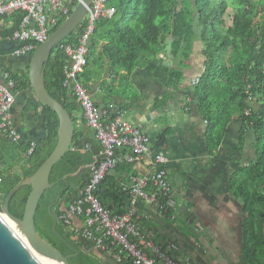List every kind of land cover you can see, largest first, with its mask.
Wrapping results in <instances>:
<instances>
[{
  "label": "trees",
  "instance_id": "obj_1",
  "mask_svg": "<svg viewBox=\"0 0 264 264\" xmlns=\"http://www.w3.org/2000/svg\"><path fill=\"white\" fill-rule=\"evenodd\" d=\"M111 5L117 9V15L99 22L91 43L89 66L81 81L91 93L93 81H102L105 74L132 76L139 70H149L155 80L174 95L182 90L185 74L165 59L169 56L183 66L192 60L196 44H202L206 69L199 78L200 84H194L190 89L198 103L199 116L207 125L205 139L209 153L215 156L219 152L233 124L242 125V160L248 133L254 138L256 159L249 163L241 161L229 186L232 195L244 202L243 253L247 263L255 264L259 252L264 253V0H111ZM78 8L75 7L71 17ZM25 17L23 12H18L2 18L0 38H13L21 30ZM71 17L62 20L52 30L51 37ZM3 23L13 24L12 28H4ZM88 25L87 20L55 51L47 66L48 91L73 116L76 131L72 150L53 169L50 183L54 188L40 201L36 228L44 240L64 256H71V264H109L91 248L76 243L75 234L61 219L79 192L87 187L92 168L100 161L102 152L101 145L94 141L96 134L87 135L86 131H92L87 124L86 130L78 126L76 114L83 108L73 89L66 86L69 58L65 47H79V40ZM36 53L30 55L31 66ZM106 67L109 70H105ZM4 73L10 74L18 83V91L33 87L31 67L29 74L22 76L8 70ZM248 110L252 112L249 116ZM45 116L48 136L37 145L33 155L29 156L32 144L16 145L9 140L11 154L0 157L3 167L0 210L11 192L22 181L35 176L58 146L60 118L47 107ZM170 134V130L162 133L159 148L167 144ZM130 166L133 165H121L115 172L129 171ZM31 193L32 189L26 187L14 196L10 205L14 217L23 219ZM96 196L113 215H122L128 210L129 197L123 192L122 182L111 174ZM77 252L79 256H75Z\"/></svg>",
  "mask_w": 264,
  "mask_h": 264
},
{
  "label": "crops",
  "instance_id": "obj_2",
  "mask_svg": "<svg viewBox=\"0 0 264 264\" xmlns=\"http://www.w3.org/2000/svg\"><path fill=\"white\" fill-rule=\"evenodd\" d=\"M12 25L2 24L8 29ZM19 47L12 38H0V82L7 70L17 76L29 74L30 56H18ZM202 51L199 42L192 60L183 66L169 56L165 59L185 74L182 90L174 95L149 70H139L132 76L105 74L102 81H93L91 94L97 108L113 118L121 117L142 127L151 140L150 153L140 163L130 166L129 171L111 173L123 186L129 184L132 175L138 179L151 175L158 154L163 153L168 160V178L177 210L160 213L142 200L139 208L142 231L160 245L176 243L179 264H249L243 253L244 202L232 195L229 183L241 161L249 163L256 159L254 138L248 133L242 160V125L233 124L219 152L215 156L209 153L205 139L207 125L199 116L198 103L190 89L206 69ZM16 93L12 122L22 138L16 145H41L48 136L45 106L33 87ZM76 119L78 126L86 130L83 111L76 114ZM165 130L171 134L167 144L159 148L158 141ZM86 133L95 136L93 131ZM8 138L0 133V157L11 154L12 143ZM255 264H264V253L259 252Z\"/></svg>",
  "mask_w": 264,
  "mask_h": 264
},
{
  "label": "built area",
  "instance_id": "obj_3",
  "mask_svg": "<svg viewBox=\"0 0 264 264\" xmlns=\"http://www.w3.org/2000/svg\"><path fill=\"white\" fill-rule=\"evenodd\" d=\"M83 1L0 0V20L12 17L18 12L26 15L21 30L12 38L20 46L26 45L17 55L30 56L37 52L39 46L49 41L52 30L62 20L71 17L75 7L80 6ZM116 15L117 9L112 7L111 0H96L87 19L88 28L79 40V47H65L69 58L66 86L73 89L83 108L87 127L95 132L102 152L100 161L92 168L87 187L79 192L61 219L72 233L89 242L91 249L110 264H179L175 256L179 246L174 242L158 244L142 231L139 223L142 200L160 213L170 214L177 210L178 203L168 178V160L163 153L156 156L154 172L151 175L140 179L132 175L129 184L123 186L124 194L129 197L126 213L113 215L96 196L108 175L121 165L140 163L149 155L151 147V140L142 127L134 126L121 117H109L108 112L97 108L92 94L80 79L89 66L91 43L99 22L104 19L111 20ZM200 82L198 79L195 85L198 86ZM17 88L18 83L11 75L3 73V82H0V133L15 144L22 141L12 122ZM251 114L248 110L247 116ZM36 147V144L31 145L29 156L33 155ZM2 170L0 161V174Z\"/></svg>",
  "mask_w": 264,
  "mask_h": 264
},
{
  "label": "water",
  "instance_id": "obj_4",
  "mask_svg": "<svg viewBox=\"0 0 264 264\" xmlns=\"http://www.w3.org/2000/svg\"><path fill=\"white\" fill-rule=\"evenodd\" d=\"M95 1L84 0L62 29L43 44L33 58L32 86L39 101L56 112L60 118L59 142L55 152L42 169L32 178L22 181L7 197L3 209L0 210V264H42L40 258H46L58 264H71V256H64L59 249L44 240L36 228V214L40 201L47 191L54 188L50 183L53 169L72 150L76 131L73 116L50 95L46 85V71L55 51L87 21ZM26 187L31 188L32 193L24 217L19 219L10 213V205L14 196ZM2 212L17 224L21 232L12 229L6 223ZM75 256H79V252Z\"/></svg>",
  "mask_w": 264,
  "mask_h": 264
},
{
  "label": "bare ground",
  "instance_id": "obj_5",
  "mask_svg": "<svg viewBox=\"0 0 264 264\" xmlns=\"http://www.w3.org/2000/svg\"><path fill=\"white\" fill-rule=\"evenodd\" d=\"M3 219L6 221V223H8V225H10L12 229L17 230L16 228H14V226L16 227L15 222H13L8 216L3 215ZM40 261L42 262V264H58L46 258H40Z\"/></svg>",
  "mask_w": 264,
  "mask_h": 264
},
{
  "label": "flooded vegetation",
  "instance_id": "obj_6",
  "mask_svg": "<svg viewBox=\"0 0 264 264\" xmlns=\"http://www.w3.org/2000/svg\"><path fill=\"white\" fill-rule=\"evenodd\" d=\"M75 238H76V243H81V244H83L84 246H86V248H88V249L91 248L89 242L83 240V239L81 238V236L75 234Z\"/></svg>",
  "mask_w": 264,
  "mask_h": 264
},
{
  "label": "rangeland",
  "instance_id": "obj_7",
  "mask_svg": "<svg viewBox=\"0 0 264 264\" xmlns=\"http://www.w3.org/2000/svg\"><path fill=\"white\" fill-rule=\"evenodd\" d=\"M199 44V42H198ZM169 55H171V49L169 48ZM2 214L4 215V213L2 212ZM14 228H16L19 232H21L16 224V227L14 226ZM97 253V252H96ZM105 260V259H104ZM107 263H109L108 261H106ZM110 264V263H109Z\"/></svg>",
  "mask_w": 264,
  "mask_h": 264
}]
</instances>
